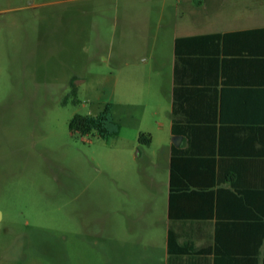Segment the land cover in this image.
Returning <instances> with one entry per match:
<instances>
[{
    "label": "rangeland",
    "instance_id": "rangeland-1",
    "mask_svg": "<svg viewBox=\"0 0 264 264\" xmlns=\"http://www.w3.org/2000/svg\"><path fill=\"white\" fill-rule=\"evenodd\" d=\"M179 2L0 0V264H157Z\"/></svg>",
    "mask_w": 264,
    "mask_h": 264
},
{
    "label": "crops",
    "instance_id": "crops-1",
    "mask_svg": "<svg viewBox=\"0 0 264 264\" xmlns=\"http://www.w3.org/2000/svg\"><path fill=\"white\" fill-rule=\"evenodd\" d=\"M177 1H180L178 12L181 10L179 19H186V26L174 38L173 55L176 38L244 33L264 28V0ZM257 45L255 40H249L242 42L240 47L221 48L217 57L219 75L217 79L204 80L212 86L205 92H200L201 85H193L202 78L198 73L205 68L179 66L177 106L193 124V159H197V153L202 154L203 159H213L210 169L214 176L233 174L243 178L244 185L239 186V190L227 184L207 189L210 217H181L170 221L168 182L167 220L157 264H264V215L258 212L264 210V54L256 52ZM174 63L175 57L171 110L176 83ZM207 124H216L213 132ZM170 135L177 138L172 136L171 130ZM211 137L215 153L214 157H207L213 154ZM179 138L178 146L186 149L188 138ZM172 145L175 146L173 142L169 147V172ZM194 165L192 169L201 174L207 172L205 167L209 168L202 163ZM244 191L248 193L245 197ZM190 192L188 189L185 194ZM204 202L207 200L201 198L177 199L175 208L186 213L190 207L202 206ZM243 208L250 210V215L242 216L238 210Z\"/></svg>",
    "mask_w": 264,
    "mask_h": 264
},
{
    "label": "trees",
    "instance_id": "trees-1",
    "mask_svg": "<svg viewBox=\"0 0 264 264\" xmlns=\"http://www.w3.org/2000/svg\"><path fill=\"white\" fill-rule=\"evenodd\" d=\"M248 37H245V36ZM251 36V37H249ZM249 40L256 41L258 43L256 52L258 54H264V28H260L251 32L242 33H228V34H208L199 35L191 37L176 38L174 42V77H175V87L173 90V102L171 110V134L173 137H187L188 143L187 148L182 149L181 145L171 147V159H170V172H169V198H168V218L170 221L175 219H182L181 217H210L211 205L210 197L205 195L207 189H212L214 187H220L221 185L227 184L231 189L239 190V186H243V178L236 177L233 174H229L225 177L220 175L214 176V173L210 167L214 162L213 159H203L202 154L197 153V159L192 154V143H191V125L187 114L177 106V72L179 66L182 68L191 69L192 66L195 68L205 69L198 73L202 77L197 82H193V85H201L200 92H205L209 90V81L205 82V79H211L212 77L217 79L219 75V66L217 65V57L220 50H224L227 45L238 47L242 42H247ZM240 47V46H239ZM222 48V49H221ZM191 90V88L189 89ZM75 91V90H74ZM73 91V93H74ZM208 128H215L216 124H207ZM223 125V124H219ZM68 129L71 133H79L82 136H87L95 133L103 141H108L111 138L118 136L120 126L115 122L111 114V105H106L105 108L95 116H81L75 115L69 122ZM190 138V139H189ZM210 143L212 144V155H207V157H214V142L213 137H211ZM139 143L141 145H149L151 140L149 137L139 136ZM192 145V146H191ZM195 149V148H194ZM199 163L208 166L205 167L207 172L205 174L198 173L195 169H192V165L196 167ZM188 189H191L189 195L185 194ZM247 191L242 194L244 197L247 196ZM196 199L201 198L207 200L202 206H192L186 213L180 212L175 208V201L177 199ZM174 202V207H173ZM242 216L250 215V210L241 209ZM259 215H264V210H258ZM261 243V242H260ZM173 244V239H169V247L171 250ZM262 245V244H260Z\"/></svg>",
    "mask_w": 264,
    "mask_h": 264
},
{
    "label": "water",
    "instance_id": "water-1",
    "mask_svg": "<svg viewBox=\"0 0 264 264\" xmlns=\"http://www.w3.org/2000/svg\"><path fill=\"white\" fill-rule=\"evenodd\" d=\"M179 142H180V138L179 137L173 139V144L175 146H178L179 145Z\"/></svg>",
    "mask_w": 264,
    "mask_h": 264
}]
</instances>
